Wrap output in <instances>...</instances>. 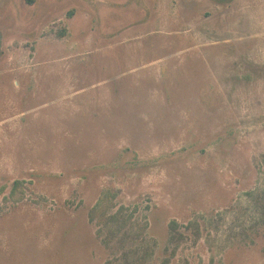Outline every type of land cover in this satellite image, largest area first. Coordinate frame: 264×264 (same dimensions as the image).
I'll return each mask as SVG.
<instances>
[{
  "label": "rangeland",
  "instance_id": "rangeland-1",
  "mask_svg": "<svg viewBox=\"0 0 264 264\" xmlns=\"http://www.w3.org/2000/svg\"><path fill=\"white\" fill-rule=\"evenodd\" d=\"M0 264H264V0H0Z\"/></svg>",
  "mask_w": 264,
  "mask_h": 264
},
{
  "label": "trees",
  "instance_id": "trees-1",
  "mask_svg": "<svg viewBox=\"0 0 264 264\" xmlns=\"http://www.w3.org/2000/svg\"><path fill=\"white\" fill-rule=\"evenodd\" d=\"M26 2H27V3H32V2H33V0H26Z\"/></svg>",
  "mask_w": 264,
  "mask_h": 264
}]
</instances>
